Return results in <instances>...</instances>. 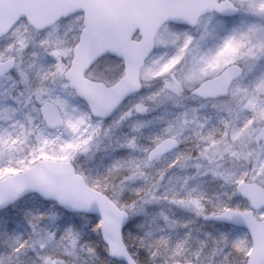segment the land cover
Returning <instances> with one entry per match:
<instances>
[{
    "label": "snow or ice",
    "instance_id": "obj_1",
    "mask_svg": "<svg viewBox=\"0 0 264 264\" xmlns=\"http://www.w3.org/2000/svg\"><path fill=\"white\" fill-rule=\"evenodd\" d=\"M0 264H264V0H0Z\"/></svg>",
    "mask_w": 264,
    "mask_h": 264
}]
</instances>
